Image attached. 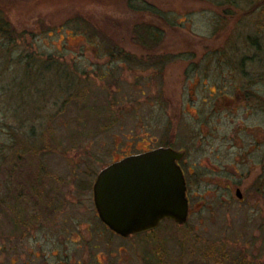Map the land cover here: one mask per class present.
Wrapping results in <instances>:
<instances>
[{"label":"rangeland","instance_id":"obj_1","mask_svg":"<svg viewBox=\"0 0 264 264\" xmlns=\"http://www.w3.org/2000/svg\"><path fill=\"white\" fill-rule=\"evenodd\" d=\"M256 4L0 0L14 32L0 42V264H101L117 247L136 264L132 247L160 244L173 260L183 248L186 264H213L206 251L222 247L264 264ZM158 147L185 152L187 222L110 235L93 204L96 175Z\"/></svg>","mask_w":264,"mask_h":264},{"label":"water","instance_id":"obj_2","mask_svg":"<svg viewBox=\"0 0 264 264\" xmlns=\"http://www.w3.org/2000/svg\"><path fill=\"white\" fill-rule=\"evenodd\" d=\"M182 157V152L159 147L101 169L92 187L100 221L122 237L153 230L163 220L185 224L186 186L177 163ZM235 196L241 199L239 189Z\"/></svg>","mask_w":264,"mask_h":264},{"label":"flooded vegetation","instance_id":"obj_3","mask_svg":"<svg viewBox=\"0 0 264 264\" xmlns=\"http://www.w3.org/2000/svg\"><path fill=\"white\" fill-rule=\"evenodd\" d=\"M148 13L151 14L152 12L149 11ZM5 14H8V13L5 12ZM13 33L14 32H13L12 24H11L10 20H8L7 15H4V17H2L0 15V42L4 43V45H6V46L11 44ZM6 53H7V51H6ZM150 150H152V149L145 150V151H142L140 153H144V152H147V151H150ZM178 152H180V151H178ZM182 153H183V157H182L181 160H183L184 157H185V152L182 151ZM136 154H139V153H136ZM131 155H134V154H131ZM127 156H130V155H127ZM124 157H126V156H124ZM181 160H179V161H181ZM179 161L177 163H178V165H179V167H180V169L182 171V174H183V177H184V181H185V186H186L185 196H186V199H187V202H188V214H187V219H188V217L190 215V200H189V196H188V185H187V182H186L185 172L182 169V167L180 166ZM224 188L227 191H229V192H232L233 190L235 192L237 189H239L237 186H233L230 183L226 184V186ZM92 197H93V191H92ZM241 198H242V195H241ZM97 217H98V215H97ZM168 222H170L172 224H175L177 227H180V228L185 225V224L177 225L176 223H174L171 220H163L158 225V227L153 229V230L146 231V232H143V233H140V234H136V235H129L127 237H122V236L116 234L115 232H113L112 230H110L102 222L101 223L103 224L105 230H107L110 235L119 237V238L124 239V240H128L129 238H133V237L137 238V237H141V236H145V235L149 236L152 233H154L155 231H157L158 228L162 224L168 223ZM182 235L186 236V234H182ZM116 249H117L116 252H112V251L108 252V257L102 258V263L101 264H128V262H126V261H130V258H129V253H127L125 248L117 247ZM132 249H133V251L135 253V255L133 257L136 259V264H186L185 263L186 256H185V253L183 252V248H182L181 254L175 260H173L172 255L168 251L167 247H164L161 244L160 245H156V246H151L148 249L143 248L141 250H138V247H135V248L132 247ZM59 264H87V262H84V263L81 262V261L75 262V261H72L70 259L66 263H61L60 262ZM98 264H100V263H98Z\"/></svg>","mask_w":264,"mask_h":264},{"label":"trees","instance_id":"obj_4","mask_svg":"<svg viewBox=\"0 0 264 264\" xmlns=\"http://www.w3.org/2000/svg\"><path fill=\"white\" fill-rule=\"evenodd\" d=\"M256 7H261V11L259 12V15L262 18L260 19L261 21L256 24V27L259 29V28H263L264 26V0H257ZM148 31L149 29L145 30V33L147 32L146 39L149 41H153V38H152L153 35L148 34ZM10 176H11V173H10ZM14 189L16 190L17 195L22 196L20 192L24 191L23 188H20L15 185ZM206 254L209 258L208 260L211 261V263L213 264H244L246 262L245 258L241 256H240L241 258H238V256L236 257V255H234V252L227 251L223 247L219 249L212 248L210 251H206ZM247 264H250V263H247Z\"/></svg>","mask_w":264,"mask_h":264}]
</instances>
